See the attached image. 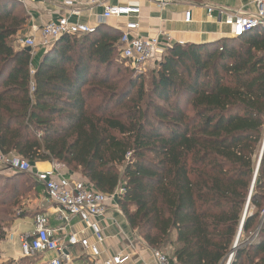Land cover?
I'll return each instance as SVG.
<instances>
[{"label": "trees", "instance_id": "trees-1", "mask_svg": "<svg viewBox=\"0 0 264 264\" xmlns=\"http://www.w3.org/2000/svg\"><path fill=\"white\" fill-rule=\"evenodd\" d=\"M19 4L0 0V153L56 160L107 194L123 189L118 207L151 249L226 264L264 138V26L176 42L146 78L120 64L123 30L105 23L36 60L10 41L30 20ZM23 176L12 177L14 198ZM6 236L2 222L0 256ZM231 264H264V156Z\"/></svg>", "mask_w": 264, "mask_h": 264}, {"label": "built area", "instance_id": "built-area-1", "mask_svg": "<svg viewBox=\"0 0 264 264\" xmlns=\"http://www.w3.org/2000/svg\"><path fill=\"white\" fill-rule=\"evenodd\" d=\"M25 3L26 0H13ZM69 9L67 14L57 20H50L41 27L35 23L30 25V32L19 39L21 48L31 47L33 52L49 49L57 40L65 35L82 36L96 30L95 26L74 21L71 18L81 14L80 7L84 4L102 5L101 21L105 22L116 18H134L141 14V1L130 0L123 4L110 5L105 0H57ZM243 1V0H236ZM163 9L172 0H156ZM255 10L248 11L242 8H229L206 4L207 13L213 16L216 13L221 24L230 28L229 37L239 39L247 32L264 26V0H254ZM192 12H185V21L190 22ZM139 28V23L129 21L125 25L123 34L119 40L121 57L131 69L145 71L148 65H158L165 52L175 42L170 34L160 31L156 36H139L133 31ZM184 44V43H181ZM35 55V54H34ZM47 170L37 169L30 160L17 153H0V164L12 170L31 173L33 178L44 186L47 201L60 208L64 225L57 230L48 226V219L44 214L34 217L35 230L31 234L21 237L23 257H36L47 252H55L56 256L49 259L46 264H73L72 256L66 253L67 243L70 247L81 246L91 257V264H134L129 253H118L101 260V245L105 241V234L98 219L105 217L111 203H116L123 189L116 190L113 194H107L97 189L89 181L77 180L68 175L66 167L62 163L53 160ZM118 206V205H117ZM73 217L88 223L94 241L87 234L70 232L65 239L57 235V232L66 230V225ZM13 238V235L10 236ZM157 264H184L171 259L160 250L152 249ZM230 255L226 264L229 263Z\"/></svg>", "mask_w": 264, "mask_h": 264}, {"label": "crops", "instance_id": "crops-1", "mask_svg": "<svg viewBox=\"0 0 264 264\" xmlns=\"http://www.w3.org/2000/svg\"><path fill=\"white\" fill-rule=\"evenodd\" d=\"M128 1L130 0H105L106 4L110 5L123 4ZM140 1L142 9L139 17L113 18L102 22L101 14L104 7L102 5L87 3L80 7L81 14L79 16L74 15L71 19L95 27L105 23L120 30L125 29L127 22L136 21L139 23V28L133 31L135 35L156 36L160 31H165L172 36L175 43H204L228 37L230 31L228 26L219 22L216 13L213 16L208 15L206 4L242 8L248 11L255 10L254 0H243L242 2L236 0H206L202 3H195L190 0H177L173 2L174 0H172L163 9L158 5L156 0ZM23 6L30 16L27 26L28 33L30 32V25L32 23L41 27L48 21L57 20L69 12V9L57 0H26ZM188 10L192 12L190 22L185 21V12ZM42 53L43 50L36 51V60H39ZM35 166L37 169L47 170L51 167V162H37ZM67 174L71 175L69 172ZM40 187L42 190L40 191L41 198H39V201L43 206L40 213L47 217L48 226L57 230L65 224L62 219V213L59 207L47 201L44 186L40 184ZM117 205V201L116 203H111L106 216L98 219L105 234V241L101 245L100 259L104 260L118 253H129L134 264H157L152 249L143 238L139 237L131 229L127 218ZM34 217L15 220L1 244V262H6L10 259L18 260L23 257L20 239L23 235L34 232ZM28 219H31L30 224L27 223ZM70 232H78L81 235L87 234L91 240H95L88 223L82 222L77 217H73L66 225V230L57 232V235L65 239L67 243V237ZM11 235H13L12 239L10 238ZM66 253L72 256L73 264H91L89 253L81 246L70 247L67 243ZM39 256H41L42 264H46L49 259L56 256V253L47 252Z\"/></svg>", "mask_w": 264, "mask_h": 264}, {"label": "rangeland", "instance_id": "rangeland-1", "mask_svg": "<svg viewBox=\"0 0 264 264\" xmlns=\"http://www.w3.org/2000/svg\"><path fill=\"white\" fill-rule=\"evenodd\" d=\"M176 1L177 0H174L173 2H176ZM15 12L24 13V12H27V10L23 6V4H19ZM27 26L21 31H19L17 35H15L14 37L10 39L14 47L20 48L19 39L21 37H24L26 34H28ZM225 38H230V37L228 36ZM35 53L36 52H33V55ZM119 58H120V64L123 65L124 67H128L126 61L122 59L121 56ZM157 67L158 65H155V66L148 65L147 70L143 71L144 76L146 78H149L152 71L156 69ZM263 146H264V138L258 150V154L256 157V165L259 162ZM33 164L35 165V163ZM66 171L69 172L75 179L86 181V179L83 178L79 172L77 171L75 172L67 167H66ZM16 173H18V171L12 170L9 167L0 164V223L3 222V224L6 225L7 233H8V230L11 228L10 224L8 225V223L11 222L12 219L16 217H21V215L24 213L28 215L25 218H28V217L32 218L36 214L42 212V209H43L42 203L39 201V198H41L40 197L41 192H39V194H36V192L34 191V186H35L36 181L33 178L31 173H26V176L20 177L18 178V180H16L20 184L25 185L26 188L22 190V193L19 197L14 198V193H12V191H14V186L17 182L13 181L12 177ZM39 188L40 190H42L41 187ZM30 221L31 219H28L27 223L30 224L31 223ZM161 250L165 252L166 254H170L168 248L161 249ZM0 259H1V256H0ZM20 259H24L23 264H42L41 256L27 257V258L21 257L18 260ZM10 260H13V259H10ZM10 260H7V261H10ZM18 260H15V261H18ZM0 261H2V259Z\"/></svg>", "mask_w": 264, "mask_h": 264}, {"label": "water", "instance_id": "water-1", "mask_svg": "<svg viewBox=\"0 0 264 264\" xmlns=\"http://www.w3.org/2000/svg\"><path fill=\"white\" fill-rule=\"evenodd\" d=\"M25 49H26L27 51H32V48H31V47H26ZM47 51H48V49L45 50V52H47ZM263 156H264V146H263V149H262V152H261V155H260L259 162H258V164H257L256 173H255V178H254V181H253V185H252L251 193H252V190H253V186H254V183H255V179H256V176H257V174H258L259 167H260V165H261V162H262ZM251 193H250V196H249V199H248L247 207H246V210H245V213H244L243 220H242V222H241V226H240V229H239V233H238L237 239H236L235 244H234V246H233V250L231 251V254H230V260H229V263H228V264H231V262H232V260H233V257H234V254H235V251L238 249L239 239H240V236H241V232H242V228H243V224H244L245 215H246V212H247V208H248V205H249V201H250V199H251Z\"/></svg>", "mask_w": 264, "mask_h": 264}]
</instances>
